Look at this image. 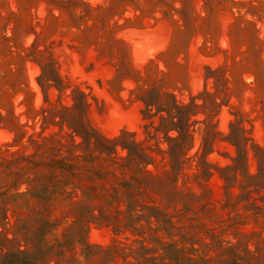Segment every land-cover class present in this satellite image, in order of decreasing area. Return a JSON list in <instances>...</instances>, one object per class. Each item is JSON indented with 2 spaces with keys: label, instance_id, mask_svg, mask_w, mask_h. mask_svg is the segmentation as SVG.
Listing matches in <instances>:
<instances>
[{
  "label": "rangeland",
  "instance_id": "1",
  "mask_svg": "<svg viewBox=\"0 0 264 264\" xmlns=\"http://www.w3.org/2000/svg\"><path fill=\"white\" fill-rule=\"evenodd\" d=\"M264 264V0H0V263Z\"/></svg>",
  "mask_w": 264,
  "mask_h": 264
},
{
  "label": "trees",
  "instance_id": "2",
  "mask_svg": "<svg viewBox=\"0 0 264 264\" xmlns=\"http://www.w3.org/2000/svg\"><path fill=\"white\" fill-rule=\"evenodd\" d=\"M0 264H22V261L20 256L14 255L10 257V255H7L4 256Z\"/></svg>",
  "mask_w": 264,
  "mask_h": 264
}]
</instances>
